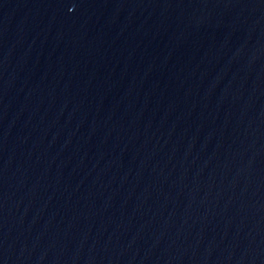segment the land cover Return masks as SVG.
<instances>
[{
    "label": "water",
    "instance_id": "water-1",
    "mask_svg": "<svg viewBox=\"0 0 264 264\" xmlns=\"http://www.w3.org/2000/svg\"><path fill=\"white\" fill-rule=\"evenodd\" d=\"M0 264H264V0H0Z\"/></svg>",
    "mask_w": 264,
    "mask_h": 264
}]
</instances>
